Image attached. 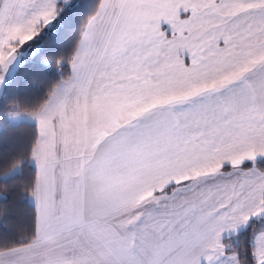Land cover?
I'll use <instances>...</instances> for the list:
<instances>
[{
  "label": "snow or ice",
  "instance_id": "1",
  "mask_svg": "<svg viewBox=\"0 0 264 264\" xmlns=\"http://www.w3.org/2000/svg\"><path fill=\"white\" fill-rule=\"evenodd\" d=\"M41 92L0 264H264V0H0Z\"/></svg>",
  "mask_w": 264,
  "mask_h": 264
},
{
  "label": "trees",
  "instance_id": "2",
  "mask_svg": "<svg viewBox=\"0 0 264 264\" xmlns=\"http://www.w3.org/2000/svg\"><path fill=\"white\" fill-rule=\"evenodd\" d=\"M43 96V92L32 95L21 93L0 101V140H8L15 145L11 152L0 157V191H7L8 185L24 183V174L30 170L27 163H24L23 167L21 164L26 154V141L35 126L31 122L9 120L5 113L12 110L34 112L36 104L42 102ZM3 207L19 213L27 205L21 206L19 194H14L8 205L0 204V208ZM28 227H30V221L27 218H21L14 226V232L16 229L24 231Z\"/></svg>",
  "mask_w": 264,
  "mask_h": 264
},
{
  "label": "crops",
  "instance_id": "3",
  "mask_svg": "<svg viewBox=\"0 0 264 264\" xmlns=\"http://www.w3.org/2000/svg\"><path fill=\"white\" fill-rule=\"evenodd\" d=\"M33 112H26V111H19V110H12L5 113V116L12 121H26V122H35L30 118Z\"/></svg>",
  "mask_w": 264,
  "mask_h": 264
}]
</instances>
